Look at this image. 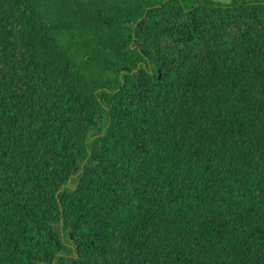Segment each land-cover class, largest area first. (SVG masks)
Instances as JSON below:
<instances>
[{
    "label": "trees",
    "instance_id": "obj_1",
    "mask_svg": "<svg viewBox=\"0 0 264 264\" xmlns=\"http://www.w3.org/2000/svg\"><path fill=\"white\" fill-rule=\"evenodd\" d=\"M0 264H264V0H0Z\"/></svg>",
    "mask_w": 264,
    "mask_h": 264
},
{
    "label": "rangeland",
    "instance_id": "obj_2",
    "mask_svg": "<svg viewBox=\"0 0 264 264\" xmlns=\"http://www.w3.org/2000/svg\"><path fill=\"white\" fill-rule=\"evenodd\" d=\"M214 1H218V2H221V3H229L230 0H214Z\"/></svg>",
    "mask_w": 264,
    "mask_h": 264
}]
</instances>
